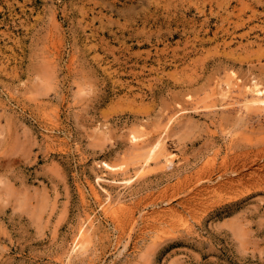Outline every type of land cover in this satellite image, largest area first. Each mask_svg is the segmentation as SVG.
<instances>
[{
	"label": "rangeland",
	"instance_id": "374dc122",
	"mask_svg": "<svg viewBox=\"0 0 264 264\" xmlns=\"http://www.w3.org/2000/svg\"><path fill=\"white\" fill-rule=\"evenodd\" d=\"M238 77L264 83V0H0V264H264V107L223 94ZM160 134L174 162L142 170Z\"/></svg>",
	"mask_w": 264,
	"mask_h": 264
},
{
	"label": "bare ground",
	"instance_id": "6f19581e",
	"mask_svg": "<svg viewBox=\"0 0 264 264\" xmlns=\"http://www.w3.org/2000/svg\"><path fill=\"white\" fill-rule=\"evenodd\" d=\"M234 87H237V91H235ZM222 90H223L222 91L223 94L226 97H229V98L232 97V96H235V95H237V96H241L242 95L241 98H242V101H244V103L240 107L241 110L242 109H251L252 105H254V106L258 105L260 107H264V83L263 82H260V81H255V82L254 81L253 82L249 81L248 82V81H245L244 79L238 77L236 82L234 83V85L228 83L226 86H224V88ZM234 103H236V102L234 101ZM185 108H181L180 110H183ZM179 113H181V112H179ZM172 117H174L173 114L171 115V118H169V119H172ZM167 122H168V124L166 123L167 126L166 125L164 126V127H166L165 130H167L168 126H170L169 120ZM139 135H141V134H139ZM142 139L147 140L144 137H142ZM132 140H133V143H136L134 141H139L140 140V136L134 135ZM154 140H155L154 142L150 141V143H149L150 149H148L149 151H147L148 152V156H146L147 154L145 155L146 156V160L144 161V163L141 166L142 170L146 167V165L148 164V162H149V160L151 158L153 159L155 157H160L161 156L162 159L165 161L164 163H166V165H168V166L173 164V162H174L173 152L171 151L170 147L167 146V144L165 142V136H162V134H160V136L157 139L154 138ZM156 159L157 158H155V160ZM157 160H159V159H157ZM163 160H161V161H163ZM101 165L109 168L110 169L109 171H111L112 169L116 170L117 168H119L118 166H121V167L122 166H126V164L124 165L123 162H122V164L120 163L119 165H114V163L111 164L110 162L105 161V160L102 161ZM137 170H139V169H137ZM140 171H138L137 173H139ZM131 178L132 177H130V178H126L125 177V178H122V179L125 182H129ZM100 179H103V178L99 177V180ZM116 180H118V179H116ZM102 181H104V180H102ZM104 190L107 192V196H106L107 199L106 200H108V204H106V206H105L106 211L116 218V220H115L114 217H113L114 221H117L116 224L119 223L118 221H123V219L120 218V216L123 213L128 216V220L129 221L131 219L133 220L134 219V208H133V206L130 203L128 204L127 202H125L121 198L115 199L113 193L109 189L105 188V186H104ZM94 191L96 192V196L98 197V193L99 192H97L96 190H94ZM168 210L169 209H166V208H163L161 210H159V209L153 210L152 213H154V214L151 217H158V216H162L163 217L165 214L167 215L166 211H168ZM84 223H86V222H83L82 224H84ZM91 224H93V221L90 222V225ZM86 225H88V223ZM78 229H79V231L77 230L78 236H76L77 240H76V243H74L75 244L74 249H72L74 251H78L79 249L84 247L85 240H86V238H88V237H86V234H87V231L85 230L86 226L82 225ZM86 241H88V240H86ZM72 250H71V252H72ZM69 259H71V258L67 259L68 260V262H67L68 264L70 262Z\"/></svg>",
	"mask_w": 264,
	"mask_h": 264
}]
</instances>
